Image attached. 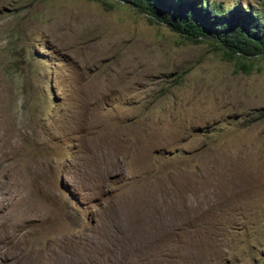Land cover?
Returning <instances> with one entry per match:
<instances>
[{
	"label": "rangeland",
	"instance_id": "374dc122",
	"mask_svg": "<svg viewBox=\"0 0 264 264\" xmlns=\"http://www.w3.org/2000/svg\"><path fill=\"white\" fill-rule=\"evenodd\" d=\"M161 263L264 264V58L120 0H0V264Z\"/></svg>",
	"mask_w": 264,
	"mask_h": 264
},
{
	"label": "trees",
	"instance_id": "16d2710c",
	"mask_svg": "<svg viewBox=\"0 0 264 264\" xmlns=\"http://www.w3.org/2000/svg\"><path fill=\"white\" fill-rule=\"evenodd\" d=\"M120 1L184 37L208 38L242 58H264V2L240 10L206 0Z\"/></svg>",
	"mask_w": 264,
	"mask_h": 264
},
{
	"label": "bare ground",
	"instance_id": "6f19581e",
	"mask_svg": "<svg viewBox=\"0 0 264 264\" xmlns=\"http://www.w3.org/2000/svg\"><path fill=\"white\" fill-rule=\"evenodd\" d=\"M147 209V208H146ZM147 226V225H146ZM153 226V225H152ZM156 226V225H155ZM3 236V235H2ZM3 237H5V236H3ZM91 238V237H90ZM85 240V239H84ZM95 240V239H94ZM84 242V241H83ZM49 252V251H48ZM42 254H43V252H42ZM48 254V253H47ZM115 255V254H114ZM43 257H44V255H43ZM166 263V262H165ZM161 264H163V263H161Z\"/></svg>",
	"mask_w": 264,
	"mask_h": 264
}]
</instances>
